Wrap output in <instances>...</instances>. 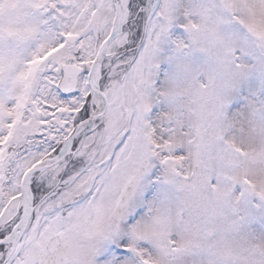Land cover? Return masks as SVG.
Returning <instances> with one entry per match:
<instances>
[{
  "label": "snow or ice",
  "instance_id": "1",
  "mask_svg": "<svg viewBox=\"0 0 264 264\" xmlns=\"http://www.w3.org/2000/svg\"><path fill=\"white\" fill-rule=\"evenodd\" d=\"M0 264H264V0H0Z\"/></svg>",
  "mask_w": 264,
  "mask_h": 264
}]
</instances>
